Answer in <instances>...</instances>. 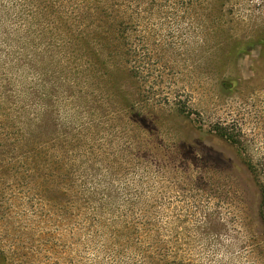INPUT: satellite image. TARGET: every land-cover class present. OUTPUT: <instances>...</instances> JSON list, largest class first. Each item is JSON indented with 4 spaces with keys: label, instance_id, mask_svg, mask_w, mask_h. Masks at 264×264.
<instances>
[{
    "label": "rangeland",
    "instance_id": "obj_1",
    "mask_svg": "<svg viewBox=\"0 0 264 264\" xmlns=\"http://www.w3.org/2000/svg\"><path fill=\"white\" fill-rule=\"evenodd\" d=\"M97 1L0 0V264H264V0Z\"/></svg>",
    "mask_w": 264,
    "mask_h": 264
},
{
    "label": "trees",
    "instance_id": "obj_2",
    "mask_svg": "<svg viewBox=\"0 0 264 264\" xmlns=\"http://www.w3.org/2000/svg\"><path fill=\"white\" fill-rule=\"evenodd\" d=\"M105 1L106 0H98L95 3H91L90 13L96 12L97 17L103 16V19L105 18L106 20H110V19L115 20L116 17L113 15L112 11L108 10V5H106ZM109 26L112 27L113 23L109 24ZM87 30L93 33L91 28ZM183 113L186 112L183 111Z\"/></svg>",
    "mask_w": 264,
    "mask_h": 264
}]
</instances>
